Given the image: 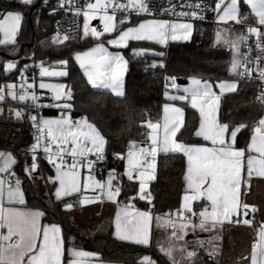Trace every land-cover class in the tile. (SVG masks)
Returning <instances> with one entry per match:
<instances>
[{"label": "snow or ice", "instance_id": "snow-or-ice-1", "mask_svg": "<svg viewBox=\"0 0 264 264\" xmlns=\"http://www.w3.org/2000/svg\"><path fill=\"white\" fill-rule=\"evenodd\" d=\"M23 5H31L34 0H21ZM250 7L249 15H241L240 0H217L216 10L218 12V22L227 23L235 21L237 24H245L246 30L233 34L230 28H219L216 32L215 42L218 45L227 47L231 52V61L229 72L235 77H251L253 70L258 72V78L264 81V67L259 63L257 57L255 69L251 66L253 61L247 59V53H241V47H247L249 37L256 36V47L264 52V0H245ZM63 6V0H61ZM191 12H181L178 15L182 17L197 18L199 13L195 10L201 7L200 3L189 4ZM87 11L84 15V35L89 34L97 40L103 35L96 29H90L89 19L99 18L103 24L104 33H112L116 30L114 22L115 13L119 11L127 12L120 18L119 24L123 25L134 12L137 16L141 14L151 15L152 7L148 0H128L127 4L113 3V0H96V3H87ZM112 9V15L108 14V9ZM222 9V11H221ZM77 15L82 11L77 9ZM254 19L255 26L247 24L249 19ZM22 13L19 11H8L0 19V32H3L9 40H14L18 31ZM193 31V25L188 22H174L166 19H145L138 24L128 26L119 30L115 38H110L107 43L112 46L126 47L129 41H152L160 45H166L170 40H189ZM69 39L68 36L61 38L59 35L53 38V43L59 44L63 40ZM0 40V44L5 43ZM144 49H133V55H140ZM160 55H163L161 53ZM74 59L84 69L87 81L93 88L107 89L120 97L124 95L122 88V76L126 69L128 61L120 53H111L99 42L95 47L84 53H77ZM61 65H66L67 60L59 61ZM15 66L13 62H8L7 69ZM153 67L156 65L153 64ZM21 69L23 73L26 70ZM6 69V70H7ZM41 77L45 75L64 76L65 71H50L41 63ZM171 86L182 95L172 96L174 100H189L194 109H198L201 121L195 136L202 137L205 141L211 143L208 146L188 145L176 139V134L182 126V109L165 105V117L163 124V136L156 133L160 127L157 123L149 122L148 127L153 130L149 134L151 140L150 148L136 149L135 143L129 145L128 165L131 171H126L125 175L129 180L133 179L132 171L137 172L136 179L139 181L138 190L133 186L134 196L139 194L140 199H148L151 202L150 193L146 189V180L154 179V163L147 157L155 158L158 152L182 153L187 157V172L184 177L187 182V189L191 195H184L181 208L183 211L177 212L178 219L168 220L163 225L160 224V217H156L157 226L171 227L172 232L169 236L167 246L161 245L160 250L171 260L172 264H179L175 258V251L183 254L182 258L186 259L188 264H192L196 256L195 250H187V242L180 244L184 240L189 229L195 232L196 229L211 232L213 229L222 227L225 221L232 222L231 218L238 215L241 207L248 209L247 204L241 205L239 195L242 184V170L246 157L247 174L251 177L253 173L258 176H264V118L259 119L252 129L251 142L247 148L235 147L238 131L245 127L244 124L230 125L222 122L217 118L216 113L219 110L220 96L213 91V85L208 80H203L192 76L189 78V85L181 88L176 83V78L171 77ZM26 82V81H25ZM14 85H7L0 88V101H4L6 95L12 96L19 101H31L26 104L28 108L39 109L44 105L40 103L39 96L33 91H24L17 97L13 91ZM41 89L49 88L55 92L53 99L62 101L54 106L61 109V115L56 119H47L36 113L28 112L27 118L32 122V126L37 130L35 143L26 152L31 154L30 163H25V173L27 178L35 181L33 173L39 168V161L46 160L52 166L55 175H49L42 178L47 184H51L54 189L53 195L56 201H61L64 197L79 193L81 189V176L77 171L78 165L83 167L86 159L85 153L96 154L98 160H103V150L106 144L105 137L99 129L91 123L86 117H81L73 121L66 115L73 105L69 103L72 100V90L66 91L64 85H49L40 83ZM221 94L224 92H233L237 88V83L233 81H220L216 84ZM31 89V85H29ZM260 99L264 100V92L261 93ZM207 106V109L206 107ZM3 109H0L2 112ZM15 116L18 120L25 117V110L18 109ZM171 111L175 114V119H169L168 113ZM230 136V141L227 137ZM54 145V147H53ZM70 145V150L66 149ZM43 155H40V153ZM258 153V155H252ZM72 162L67 163L66 156H69ZM119 158H123L120 153H115ZM144 156L145 160L141 162L140 157ZM79 158V159H78ZM15 156L8 151H0V174H6L8 179L0 177V229H7L6 233L0 232V264H62L64 253L62 230L56 223L41 224V219L46 215L45 211L40 209L17 208L14 205H24V191L21 187V179L13 170L16 164ZM95 161L89 162L87 167L90 172L93 171ZM152 169L153 171H147ZM117 177L114 170L109 172L106 180H95L89 175L83 183V188L87 190L90 185L88 181H94V189H99V193L93 197L85 196L76 202H65L63 207L66 210L73 209L76 204H86L96 201H102L106 196L109 201H115L120 195L122 186L115 183ZM247 182V181H244ZM203 197L207 201L198 213L193 212L191 201ZM6 198V200H5ZM5 203L9 205L5 207ZM118 203V202H117ZM133 206L130 201L125 203L123 208L118 210L115 217V232L117 239L132 242L137 245H149L151 237L152 215L149 211L130 210ZM252 211H255V207ZM191 213V216L185 215ZM247 214V213H245ZM192 216L197 217L193 221ZM239 222V221H237ZM244 224H251L250 220H244ZM259 241L252 247L251 260L252 264H264V225H261L258 232ZM219 235H214L212 240H218ZM201 247L203 241L198 242ZM209 255L214 256L217 246L212 244L211 240ZM72 257L68 264H87L86 258L95 256V253L69 249ZM140 264H155L150 257L144 256Z\"/></svg>", "mask_w": 264, "mask_h": 264}, {"label": "trees", "instance_id": "trees-1", "mask_svg": "<svg viewBox=\"0 0 264 264\" xmlns=\"http://www.w3.org/2000/svg\"><path fill=\"white\" fill-rule=\"evenodd\" d=\"M240 13L248 14L241 1ZM51 24V18L45 15L39 17L35 26L28 17H25L18 34V42L28 44L22 48V53L32 56L34 63L50 64L61 60L68 61L67 75L63 81L72 90V100L69 102L73 107L69 115L73 119L86 117L105 137L102 167L105 171L114 170L117 176L116 183L122 186L120 201H130L132 205L142 209L152 207L157 214H172L179 207L183 192L182 155L170 153L157 157L155 178L148 187L150 203L148 199H140L137 194L132 198L133 186L138 190V184L123 174V158L131 143L144 145L147 143L146 124L156 121L159 117L162 95L167 91L163 85L166 77H175L186 82L190 77L196 76L212 84L223 80H236V77L229 72L230 51L212 42L215 27H206L202 34L194 29L190 41L187 42H172L162 47L149 42L136 41L121 48L120 51L128 63L124 95L117 97L107 91L91 88L74 61V53L91 47L96 41L79 36L54 44L51 40L53 33ZM11 48L13 47L0 48V86L8 81H16L19 75L21 63H17L16 69L12 72L6 73L3 70L4 55L9 53ZM132 48H148L157 53L133 56ZM161 53L163 55H160ZM25 61L27 62L28 59ZM153 64L156 66L153 67ZM254 91L253 84L238 83L235 92L225 94L220 99L219 119L230 125H245L237 134L235 145L238 148L246 149L248 136L253 129L252 122L258 121L264 114V105H257L253 100ZM37 92L40 95L45 94ZM26 104H29V101L23 103L6 99L0 102V109H3L0 112V150L11 152L15 156L18 161L16 165L18 174L22 173L23 165L28 162L26 152L30 148L33 128L32 122L27 118V113H33V109L26 107ZM52 104L53 101L50 99V107L43 109L40 115L51 114ZM10 109H24L25 117L18 120L15 111ZM59 110L61 109L57 108L52 112ZM184 115V124L177 133L176 139L185 144H202L203 141L194 135L196 113L185 106ZM115 153H120L123 158L117 157ZM40 162L46 164V161L40 160ZM23 184L27 206L45 211L46 215L42 218L44 222L60 225L65 243L70 240L76 246L96 253L98 260L104 263L140 264L144 255H151L157 264H170L160 253L149 247L118 241L108 232L92 235L84 227L73 226L67 211L62 209L58 202L45 201L34 196L27 179ZM200 205L201 203H197L194 207L198 209ZM192 264L231 263L220 258L214 262L197 258Z\"/></svg>", "mask_w": 264, "mask_h": 264}, {"label": "crops", "instance_id": "crops-1", "mask_svg": "<svg viewBox=\"0 0 264 264\" xmlns=\"http://www.w3.org/2000/svg\"><path fill=\"white\" fill-rule=\"evenodd\" d=\"M246 8V12H248V14L251 13V9L250 7L245 3V0H240ZM228 2V1H227ZM226 2V3H227ZM225 3V4H226ZM222 11V9H221ZM98 16V15H97ZM94 18H90V22L89 25L92 26V20ZM145 19H141V20H136L133 21L129 24H124L122 25V28H126L128 26H132L134 24H138L139 22H142ZM217 20H218V12H217ZM114 22L116 23V27L118 22H116L114 20ZM235 21H228L226 24L225 23H221L218 22V24H222V25H228L229 23H232ZM121 28V29H122ZM120 29V30H121ZM194 31V28H193ZM193 31L191 34V37L193 35ZM116 32L113 31L112 33ZM112 33H104L103 34H112ZM83 37H89L92 38L91 35L88 36H83ZM190 37V39H191ZM93 39V38H92ZM189 40H177V41H169L168 43H172V42H187L190 41ZM130 42H136V41H129ZM137 42H141V41H137ZM142 42H149V43H153L159 46H166V45H160L158 43L152 42V41H142ZM99 43L98 41H96V43L94 45H92L91 47L80 51V52H76L73 54V58L75 57V55L77 53H84L89 51L90 49H92L93 47L96 46V44ZM104 46L107 48V50L113 54L115 53H121L120 49L124 48V47H117V46H112L110 44H108L106 41H103ZM128 43V44H129ZM145 55V54H143ZM141 55V56H143ZM139 56V55H138ZM5 57H9L8 55H6ZM11 59H14V61H17L15 58L11 57ZM75 63L77 64L80 72L82 73V75L84 76L87 84L91 87L92 85H90L87 81V77L84 74V69H82L79 65V63L74 59ZM16 63V62H15ZM126 70H127V66L126 69L123 73L122 76V88H123V92H124V80H125V75H126ZM36 79V77H35ZM223 81H233V80H223ZM236 81V80H235ZM220 82V81H219ZM216 82L213 85V91H215L217 93V95L220 96V99L223 95L225 94H229V93H233V92H224L221 94L220 89L216 87V84L219 83ZM210 83V82H209ZM237 83V81H236ZM34 85H36V81L34 82ZM189 85V79L185 82L184 85H180L181 88L188 86ZM238 86V83H237ZM37 89V87H36ZM96 90H102V91H107L109 93H111L112 95L116 96L114 93H112L110 90L107 89H97V88H93ZM237 89V88H236ZM182 91H178L175 88H171V89H167V91H165L162 95V103L159 106V117L156 121L151 122V123H157L160 127L157 129L156 133H153V130L148 127L149 122L146 124V130L148 131L147 134V143H149L151 145V140L149 139V134L153 133V134H157L158 136L162 137L163 136V124H164V117H165V105H169L171 107H177L182 109L183 112V117H182V126L180 127V129L183 127L184 124V107L187 106L189 109H192L197 116V122H196V126H195V130H198L199 125H200V121H201V116H200V112L198 109H194L191 106V102L190 99L189 100H185V101H181V100H174L171 99L172 96H177V95H182ZM50 97V96H49ZM118 97V96H117ZM121 97V96H120ZM219 105H220V100H219ZM207 109V106H205ZM58 107L54 106V101L52 104V110H51V114H45V115H41L44 118L47 119H56L59 118V116L61 115V110L57 111V112H52L54 109H57ZM219 110L216 113L217 118L219 119ZM169 119H175V114L172 113L171 111H169L168 113ZM71 118V117H70ZM73 121L78 120L80 118L77 119H73L71 118ZM259 121V120H258ZM257 121V122H258ZM254 127V126H253ZM179 129V130H180ZM179 132V131H178ZM177 132V133H178ZM239 132V131H238ZM238 134V133H237ZM253 133H251L248 136L247 139V143H246V148L247 145L251 142V136ZM177 135V134H176ZM195 135V134H194ZM197 137V136H196ZM200 138L203 143L202 144H188V145H196V146H208L211 147V143L209 141H205L202 137H197ZM227 139L230 141L231 137L228 136ZM135 147L136 149L139 148H146L144 144H138L135 143ZM235 147H237L235 145ZM238 148V147H237ZM70 150V148H69ZM1 151V150H0ZM128 151H129V147L127 149L126 154L124 155L123 158V166H125L127 168V171H131L129 165H128ZM173 152H168V153H164V152H158L157 155L155 156V158L149 157V161H152L154 163V178H155V168H156V162H157V157L161 154H170ZM87 154H91V153H85V155ZM175 154H180L183 157V173H182V185H183V192L181 194V198H180V205L179 208H181V205L183 203V197L184 195H191V191L187 189V182L185 181L184 177L186 175L187 172V157H185L182 153H175ZM252 155H258V153H252ZM144 156L140 157V160L143 158ZM246 157H247V152H246V156H245V160H244V168L242 170V184H241V191H240V195H239V200L241 205L243 204H247L250 207L248 209H244L243 207L240 208L238 215L233 216L231 218L232 222H228L225 221L222 227H218L217 229H213L211 232H205V231H201L200 229H196L195 232H193L191 229H189L187 235L184 237V240L179 241L180 244H184L185 241L187 242V250L188 251H193L195 250L196 252V256L193 258L197 260V258L199 259H207L209 261H216L217 259H222L223 261H227L231 264H239V263H247V264H252V260H251V253H252V247L254 244H257L259 241V237H258V232L259 229H257L256 231H253L251 229V227L247 224H244L243 221L248 219L249 216H255L257 217V219L260 221L261 225H264V176H258L255 173H253V175L251 177H248L247 174V165H246ZM17 161V160H16ZM31 161V154H28V162L30 163ZM18 161L16 162V164L13 166V170L15 172V174L17 176H19V178L21 179V187L24 191V199H25V204L24 205H14V207L17 208H26V209H37V208H32L27 206V196L25 193V186L23 184V181L25 179H27L29 185H30V189L32 190V194L36 197H40L45 201H55L58 202L61 206L62 209H64L65 211H67L70 222L73 226L76 227H84L86 228L92 235H99V234H105V233H109L110 236L118 241L121 242H125V243H131L134 244L132 242H128V241H122L116 238V236L114 235L115 232V217H116V213L118 210L122 209L125 203L127 202H122L119 199V196H117L115 198L116 202L113 201H109L107 199V197L105 196L103 198L102 201H96V202H92V203H86L83 205L80 204H76V206L71 209V210H66L63 207V204L65 202H68V197L70 196H74L79 194L81 196L80 199L84 198L85 196L87 197H93L95 195H97L99 193V189H94V181H88L90 187L85 190L83 188V183L85 182L86 178L90 175L89 174V168L87 167L86 164H84L83 167L79 166L77 167V171L80 173L81 176V189L79 193H73L70 194L66 197H64L61 201H56L53 192L54 189L52 188L51 184H47L46 180L44 178H42L41 173H43V176H49V175H55L54 170L52 169V166L50 164H48V162L46 161V164H42L39 161V168L33 173V176L40 178V180H42V182L45 185V191L42 193V196H38L36 193V190L34 188V185H36V183H32V181L27 178L26 173H25V164L22 167V173L18 174L17 170H16V165H17ZM145 168L147 169V166H145ZM113 171V170H108L106 172V174L102 177V178H97L94 177L95 180H106L109 172ZM147 171H153L152 169H147ZM126 170L123 171V174L125 175ZM115 174V173H114ZM116 176V174H115ZM0 177H3L4 179H8V176L6 174H0ZM117 177V176H116ZM125 177L128 178L127 175H125ZM133 181H136L138 186H139V181L136 179V177L132 179ZM154 179L152 180H146V191L148 192V185L150 184V182H152ZM117 181V179H116ZM115 181V182H116ZM247 181V182H244ZM137 196L139 197V194L137 193ZM6 200V198H5ZM118 202V203H117ZM131 203V202H130ZM191 207L193 212L198 213L202 206L205 205L207 203V201L205 200V198L203 197H199L197 198V200L195 201H191ZM197 203H201L200 207H198V209H196L194 207L195 204ZM132 205V204H131ZM9 205H7V203H5V207H8ZM133 207L130 209L132 211L135 210H140V211H149V209H142V208H137L134 205H132ZM255 207V211H252V207ZM150 208V207H149ZM182 209V208H181ZM150 212V211H149ZM151 213V212H150ZM174 213V212H173ZM172 214H152V222H151V237H150V243L149 245H141V246H145V247H149L150 249L156 250L158 253H160L170 264H172L171 260H169V258L160 250V246L164 245L167 246L168 240H169V236L172 232L171 227H163V226H157V221H156V217H160V224L163 225L166 221H168L169 219L171 220V215ZM247 213V214H245ZM191 214V213H190ZM193 221H197V217L196 216H192ZM178 217H176L173 221L177 220ZM239 221V222H237ZM198 222V221H197ZM41 224H52V223H48V222H44L41 219ZM0 232L6 233L7 229H0ZM219 235V239L218 240H212V237L214 235ZM63 238V236H62ZM211 240L212 244H215L217 246V251L216 254L214 256H210L209 255V250H210V245L208 244V242ZM199 241H203L204 242V246L201 247L199 245ZM137 245V244H136ZM63 247H64V253L62 256V264H68V261L72 258L69 254V249L74 248L77 250H81V251H86V252H90V253H94L92 251L86 250L82 247L76 246L72 241H68V242H64L63 240ZM96 254V253H95ZM176 260L179 262V264L186 262V259L182 258V253L179 251V249H177L174 253ZM144 256H148L151 258L152 261L155 262V260L151 257V255H144ZM143 256V257H144ZM142 257V258H143ZM141 258V260H142ZM86 262L87 264H117V263H104L98 260V256L97 254L95 256H91L86 258ZM155 264H157L155 262Z\"/></svg>", "mask_w": 264, "mask_h": 264}, {"label": "built area", "instance_id": "built-area-1", "mask_svg": "<svg viewBox=\"0 0 264 264\" xmlns=\"http://www.w3.org/2000/svg\"><path fill=\"white\" fill-rule=\"evenodd\" d=\"M228 0H224V3H226ZM92 3L93 0H63V6H61V0H34V2L31 5L25 6L21 2V0H0V9H17L19 12H21L25 17H28L31 24L35 26V23L39 19L41 15H45L47 17H50L52 20V30L56 35H59L61 38H63L65 35L69 37L67 40L75 39L80 36L81 33V24H82V14L84 11L85 5L87 3ZM128 0H113V3H119V4H127ZM148 3L152 7L153 11L152 14L146 15L141 14L137 16L134 12L131 14L130 18L124 22V24L130 23L134 20H141V19H152V18H158V19H166L174 22H188L193 25V28L199 33L202 34L206 27H215L218 24L217 20V10H216V4L217 0H148ZM200 3L201 7L198 9H195L199 16L195 19L190 17H182L178 14L181 12H191L193 9L188 7L189 4H196ZM77 9H81L79 15H77ZM108 14L112 15V9H108ZM128 15L127 12L124 11H117L115 13L114 20L119 23V20L121 17ZM243 15H249V14H242ZM96 21V23L93 25V22ZM247 24H251L255 26L254 19H249ZM230 28H238L239 31H245L246 25L245 24H237L236 22H232L228 24ZM92 26L96 28V30L100 33H103V24L99 18V15L96 16L92 20ZM262 29H264V26H260ZM256 36H250L248 45L251 47V52L248 51L247 47H241V53H247V59L253 61L252 67L255 69V63L257 60V57H259V63L262 67H264V52H262L260 49L256 47ZM28 45L24 42H18V47L21 49L24 46ZM15 59H21L22 52H18V54L14 57ZM36 71V66L34 65L33 68H26V70L22 73L21 70L19 71L20 75L24 78L25 81H33L34 80V72ZM25 81L22 82L21 88L24 90H30L28 86H26ZM237 83H251L255 87V91L253 94V100L255 104L257 105H264V100L260 99L261 93L264 92V81H261L258 78V72L256 70H253L251 77H236ZM172 80L170 77H166L163 81V85L166 89L173 88L171 86ZM36 92V88L32 89ZM39 96L40 103L44 106L39 109H33V113L39 112V115L43 109H47L50 107V97L47 94L40 95L38 92H36ZM31 102H29L30 104ZM257 124V120H254L252 122V125L255 126ZM146 133L148 131L146 130ZM37 135V130L33 127L31 131V145H33L35 141V136ZM150 144L146 143L145 147L150 148ZM54 147V145H53ZM66 149L69 150L70 145L65 146ZM30 154V153H29ZM40 155H43L42 151ZM86 159L84 161V164H88L89 162L95 161L93 164V171H89V174L93 177L102 178L107 171H105L102 167V164L104 163L103 160H98L96 154H87L85 155ZM79 159V158H78ZM149 160V157H147ZM42 160V159H41ZM67 163H71L72 159L69 156H66ZM145 160V157L141 159V162ZM46 161V160H43ZM132 176L136 177L137 172L132 171ZM116 183V182H115ZM81 196L79 194L68 197V202H76L78 199H80ZM149 211L152 214H155V211L152 207L149 208ZM183 211L181 208H177L173 215H171V220H174L177 217V212ZM187 216H191L190 213H185ZM193 219V218H192ZM247 220L251 221V224H248L253 231H256L261 227L260 221L255 216H249Z\"/></svg>", "mask_w": 264, "mask_h": 264}, {"label": "rangeland", "instance_id": "rangeland-1", "mask_svg": "<svg viewBox=\"0 0 264 264\" xmlns=\"http://www.w3.org/2000/svg\"><path fill=\"white\" fill-rule=\"evenodd\" d=\"M93 4L96 3V0H93L92 2ZM88 9L86 8V5L84 7V11H87ZM8 11H18L17 9H10V8H6V9H0V19L3 18V14H6ZM23 16V19L22 21L25 19V16L22 14ZM21 21V23H22ZM136 21V20H134ZM89 22H90V19H89ZM133 22V21H132ZM21 26V25H20ZM84 15L82 14V24H81V33H80V37H83L85 36L84 35ZM90 26V29L94 28L96 29L95 27ZM219 28H230L229 25H216L215 26V29H214V32H213V44L215 45H218L216 44L215 42V38H216V32H217V29ZM122 28V25L121 24H117V27H116V32L112 33V34H103L99 40H97L96 38L92 37L91 39L94 40V41H98V42H103V41H106L110 38H115L117 35H118V32L119 30ZM231 29V32L233 34H236V33H239L240 31L238 29H233V28H230ZM19 30H20V27L18 29V31L16 32L15 34V37H14V40H9L8 37L5 36V34L3 32H0V40H5L6 42L3 43V44H0V48H3V47H13L11 48L10 52L9 53H5V56L8 55L9 57H5V60L3 62V70L7 73V72H12L13 70L16 69V64L17 63H21V67L19 68V71L21 69H25V67L27 66V68H33L34 65L36 66V73H35V76H34V80L33 81H26V86L29 87V85H31V89L30 90H27V91H33L32 89H34V87L36 89V92L39 91V92H42V93H45L47 95L50 96L51 100L54 101V105L56 103H60L62 101H55L53 99L54 95H55V92L49 88H44V89H41L39 87L40 83L43 82L45 84H49V85H57V84H60V85H64L65 86V89L63 91H66L68 89V87L66 86L65 82L63 81V79L66 77V75L64 76H55V75H45L43 77H41L40 75V72H41V63L40 62H36L34 63L33 61V57L32 56H29V55H26L25 53H22V57L21 59H16L17 61H14V59H11V57H15L18 52L20 51V48L17 46L18 45V34H19ZM90 35V34H89ZM57 35L53 32L51 34V40H52V43H53V38L56 37ZM66 40H63V42H65ZM62 42V43H63ZM56 44V43H54ZM60 44V43H59ZM219 46H222V45H219ZM224 47V46H222ZM227 48V47H226ZM133 49H144V52L142 54H140L139 56L143 55V54H156L157 52L155 50H151V49H148V48H132L131 49V54L133 55ZM228 49V48H227ZM133 56H138V55H133ZM230 56H231V52H230ZM25 59H28V61L26 62ZM8 62H13L15 64V66L11 69H7V64ZM16 62V63H15ZM43 66L45 68H48L50 71H65L67 73V70H66V65H61L59 62H51L50 64H43ZM7 69V70H6ZM36 77V79H35ZM25 81L24 78L20 75H18L16 81H8L4 84H2L0 86V88H5V91H7L6 89V86L11 84V85H14V89L13 91L17 93V97L20 93L26 91L24 89L21 88V84L22 82ZM36 81V85H34V82ZM6 99H10V100H17L19 101V99H13L12 96H7L5 97V100ZM2 102V101H0ZM19 102H26V101H19ZM31 102V101H29ZM70 103V102H69ZM60 109V108H59ZM70 110H67L66 112V115L70 117ZM262 118H264V114L262 116ZM127 171V168L124 166V171ZM135 178V177H134ZM32 181V180H31ZM33 183V181H32ZM34 183H36V185H34V188L36 190V193L38 196H42V193L45 191V185L44 183L42 182V180H40V178H37L35 179ZM33 183V184H34ZM149 186V185H148ZM154 249V248H153ZM196 261V259L192 260V263ZM185 262L181 263V264H184Z\"/></svg>", "mask_w": 264, "mask_h": 264}, {"label": "water", "instance_id": "water-1", "mask_svg": "<svg viewBox=\"0 0 264 264\" xmlns=\"http://www.w3.org/2000/svg\"><path fill=\"white\" fill-rule=\"evenodd\" d=\"M96 23V21L93 22V25ZM20 52H22V48L20 49ZM1 54V53H0ZM5 56V55H4ZM176 83L179 85H184L185 81L182 79H176Z\"/></svg>", "mask_w": 264, "mask_h": 264}]
</instances>
